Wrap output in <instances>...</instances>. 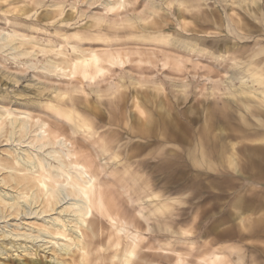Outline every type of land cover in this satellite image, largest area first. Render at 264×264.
<instances>
[{
    "label": "rangeland",
    "instance_id": "obj_1",
    "mask_svg": "<svg viewBox=\"0 0 264 264\" xmlns=\"http://www.w3.org/2000/svg\"><path fill=\"white\" fill-rule=\"evenodd\" d=\"M36 1L39 0H5L6 6L0 3V30L20 29L28 35H33L43 45L51 43L56 49L62 47L67 54L71 53L69 48L71 44L79 45L78 47L93 48L102 56L107 52H119L122 55L127 50L134 51L137 49L143 52L153 51L156 53L157 59H155L153 66L146 63L138 64L136 63L138 56L132 55L131 63H129L131 67L128 63L124 64L123 68L120 65L109 67L104 76L96 79V83L87 84L81 77L80 61H77L72 68L70 78L49 77L47 80L44 78L37 79L33 76V72L42 76L40 67L45 62V58L50 57L51 54L45 55L43 53L33 58L27 56L22 61L31 60L39 69L36 71L30 69L24 74H19L18 82L15 84L2 77L0 73V95L6 94L7 97L4 103L12 107H20L22 103V106L31 111L32 119L39 117L46 121L47 132L50 135L64 136L68 141H71L77 158L81 162L87 157L94 164L95 162L98 163L93 157L94 153L97 152L93 149L112 144L119 147L124 141H127L129 150L126 153V158H123L125 153H114V155L122 157L116 168H112L108 172L111 160L107 165H101L103 170L98 179L105 183V196L112 201L115 207L131 214L132 208L128 207L127 201H124L126 198L122 194L121 186L127 189V193L135 199L154 192L171 206L167 221L173 226L180 225L191 232L189 235H182V237L180 235V237L178 235L166 237V235L158 232L146 234V241H148L146 243L150 244L151 247L156 248L159 245L174 250L181 247L190 251L191 246L188 239L199 242L201 239H207L208 241L203 247L204 252L216 250L214 247H219L221 244H235L245 254L246 263L250 264L258 256L256 249L264 250V226H261L259 217L263 213L261 202L264 203V193L261 192V189L264 188V161L262 163L256 161L250 165L252 159L249 158V154H246L248 148L246 146L250 145L248 139L252 138L250 135L253 132L264 134V104L259 99H249L254 113L252 115L245 114L246 112H241L243 115L238 114L235 111L240 106L238 99L243 97L239 95L232 98L227 96L222 93L225 92L223 86L220 87V92L215 91L214 95L205 97V91L201 90L203 94H200L199 88L203 81L199 75L208 73V69H212L214 72L220 71L219 75L222 76L221 69L225 68V65L229 75L231 72L229 60L248 59L258 50H261V53L254 60L264 70V58H262L264 57V44L261 43V37L255 34L251 23H249L251 17L245 18L240 13H236L235 9L227 11L224 7H220L216 11L217 5L229 3V1L223 0H206L204 4L208 6L206 10L203 6L199 9L185 8L184 10L169 8L170 15L163 18L162 10L159 8H151V11L157 14L156 16L142 13L140 9L133 6L134 0H125L126 4L123 8L113 11H106L98 7L95 10L80 7L68 10L61 7L63 5L88 3L89 0H73L74 2L72 0H42V4H36ZM145 2L168 4L172 0H145ZM92 5H99V2ZM177 12L180 14L177 15ZM213 12V15H209ZM193 14L202 15L204 19L201 23L210 22L212 26L201 27L196 24L194 20L189 19ZM236 16L250 24L252 37L238 39L231 36L229 39L224 36L222 29L227 31L225 24H232L231 20L237 19ZM65 17L67 18L65 19ZM133 17H137V19H133ZM58 18L62 22H59L58 26H53L52 22ZM127 18L132 20L128 21ZM145 20L150 21V23H143ZM173 25L174 27H172ZM110 33L113 35H109ZM119 33H127V36L132 37V39L121 37L118 35ZM189 35L208 37L216 47H222V53L228 59L216 66L214 62H207L201 54L191 52L187 54V51L180 46L185 42L194 44L197 48L204 46L206 50H210V47L206 43H201L199 39L188 40L184 38ZM77 37L79 39H76ZM179 55L188 56L192 61L199 62L197 67L193 69L190 62L179 64ZM142 58L146 57L143 56ZM5 63L11 70L15 69L17 65L10 60ZM183 79L191 83L186 93H182L180 87L177 86ZM233 83L237 84V81L234 80ZM195 85L198 87L193 89ZM135 94L140 98L141 96L149 98L144 109L154 117H157L159 112L155 110L153 102H159L171 115L173 112L181 111L183 116L182 110L186 109L188 118L184 119L183 122L178 121L182 141L171 140L165 145H161L157 142V138L153 137L154 134L149 135V137L142 136L140 131L142 125L139 121L138 112L132 107V96ZM100 95L104 97V101L97 103ZM17 96L18 99H16ZM31 98H38L39 103H25L26 99ZM228 105H231L229 111L226 109ZM204 107L207 108L208 121L215 120L216 124L234 123L239 126L238 130L240 128L241 131L243 128L249 130L242 131L241 134L249 135H239L230 127L231 125L223 126L222 124V131L213 132L214 145L212 148H204L206 154L208 150L209 152L221 150L220 155L213 152V156L210 157L215 168L220 164L218 170L209 172V176L200 178L198 181L191 179L182 181L174 179L167 183L160 181L157 178L163 175L165 166L164 168H155V165L152 164L154 163L153 160L148 159V156L153 151L158 152L162 147L177 149L178 154H175L174 157L173 155L170 156L171 167L180 168L183 170L179 173L180 177L185 176L189 162L187 154L195 147V143L192 141L195 140L196 134L201 129L203 120H205L202 116L205 115ZM76 112L88 119L90 129L83 128L84 131H78L72 135L69 127L74 126ZM211 113L213 114L212 118ZM243 116L250 124L243 125ZM122 125L123 127H121ZM101 129L106 130L110 135H100ZM122 134L123 140H121ZM219 135L222 143L219 142L220 144L217 145L215 141ZM3 144L4 142L0 143V145ZM134 144L137 146L132 147ZM232 144H234V148L231 146ZM149 145L147 151H143V148ZM105 150L112 151L111 147ZM203 161H209V158L204 157ZM234 169H238V171ZM105 172H108L107 178L104 176ZM133 174H137V178L139 175L148 178L135 184L133 188L132 182L128 181V176H134ZM187 176L190 177V174L187 173ZM185 190L191 193L190 198L182 200L179 204H173L171 201L178 195L184 194ZM133 191L136 193L134 194ZM237 200H242V202L244 200L246 204L254 206L253 209L256 211L252 213L250 219H245L246 227L243 229L237 227L238 219L232 218L235 215L231 218L227 217L228 214L232 215L233 205ZM95 216L101 218L98 213H95ZM12 222L13 220L10 218L9 223ZM101 224L106 229L104 219H102ZM214 228L224 233L217 237L212 233ZM237 231H243L244 234L241 239L234 235ZM220 251L223 253L226 249L222 248ZM101 252L103 255L106 254V252ZM147 253L150 259L153 258L160 264H175L174 258L167 260L154 256L152 251ZM13 259L10 258V260ZM34 259L41 264L49 261V257L45 258L41 252ZM190 261L192 264H196L194 260L191 259ZM102 262L111 264L106 259H103Z\"/></svg>",
    "mask_w": 264,
    "mask_h": 264
},
{
    "label": "bare ground",
    "instance_id": "obj_2",
    "mask_svg": "<svg viewBox=\"0 0 264 264\" xmlns=\"http://www.w3.org/2000/svg\"><path fill=\"white\" fill-rule=\"evenodd\" d=\"M205 1L181 0L186 9H199L205 4ZM223 1L230 2V0ZM41 2L42 0L36 1V4ZM96 2L103 3V9L106 11L118 10L126 4L125 0H89L88 4L92 5ZM51 4L54 6L53 3ZM245 11L247 12L246 9ZM117 12L119 13V11ZM138 19L140 20V18ZM126 20L132 19L127 18ZM231 21L232 24H225V28L231 33V36L238 39L252 37L249 23L244 22L239 17ZM78 46L70 44L71 53L67 54L62 47L56 49L51 43L43 45L33 35H28L20 29L12 28L10 31L1 29L0 66L7 71H0V73L2 77L15 84L18 82L19 74H24L30 69L33 71L39 69L31 60L22 61V59L27 56L33 58L45 53V55H51L45 58V62L40 67L42 76L33 72V76L37 79L70 78L72 68L77 61H80L81 77L87 84H90L96 83L98 77L104 76L109 67L131 63L132 55L138 56L136 62L138 64L146 63L153 66L155 59H157V55L153 51L143 52L137 49L134 51L127 50L122 55L119 52H107L102 56L93 48ZM180 46L187 51V54L190 52L200 54L197 49L206 50L204 46L197 48L188 42ZM260 53L261 50H258L250 58L241 61L240 59L229 60L231 70L229 75L227 69L221 70L222 76L219 75L220 71L214 72L212 69H208V73L200 74L199 76L203 81L201 86L199 84L200 94H203L201 91L203 90L205 97H210L214 95L215 91L220 92V87L223 86L225 92L222 93L227 96L231 98L237 95L243 97L238 99L240 106L235 111L238 114L246 112L245 114L252 115L254 111L251 109L252 105H250L249 99H259L264 104V70L254 60ZM217 55L225 56L222 51ZM143 56L146 58L143 59ZM179 57V64L190 62L193 69L199 63L192 61L188 56L179 55ZM7 60L17 64L15 69L11 70L6 66ZM86 76L88 77L87 80H85ZM234 80L237 81V84L233 83ZM177 86L180 87L182 93H186L191 83L183 79ZM197 87L195 85L193 89ZM6 98V94L0 95V101H4ZM147 99L149 98L146 96L140 98L137 94L132 96V107L136 110H142L147 117V119L142 118L137 111L142 125L140 128L142 136L149 137V135L154 134L153 137L157 138V142L160 140H164L166 143L171 140L181 141L179 122L173 121L171 113L166 111L159 102H153L155 110L159 112L158 116L154 117L151 113L148 114L144 109V105L148 102ZM26 102L34 104L39 103V100L38 98H31L26 99ZM226 109L229 111L231 105H228ZM204 110L205 115L202 116L205 120H203L202 127L196 135L197 139L193 141L195 147L187 154L189 162L187 161L188 167L185 166V176L180 177L179 173L183 171L180 168L171 167L170 159L165 168L159 166L152 159L155 168H164L163 175L157 178L160 181L171 179L198 181L203 175L201 172L203 169L212 168L210 155L213 154L214 150L211 152L208 150L206 154L204 148H212L214 145L213 132L222 131V124L223 126L231 125L230 127L239 135L242 131H249L245 128L242 131L241 128L238 130L239 126L234 123L216 124L215 120L208 121L207 108L204 107ZM210 115L212 118L213 114ZM74 119V126L69 127L72 135L78 131H84L83 128L90 129L86 117L76 112ZM242 123L243 125L250 124L245 116L242 118ZM46 126V121L39 117L32 119L31 111L22 106V103L20 107L0 103V143L4 142L3 145H5L0 147V264H31V262L41 264L34 259L40 252L45 258L49 257V261L44 264H104L103 259L108 260L111 264H160L157 260L149 258L147 252L151 251L154 256L163 259L171 260L174 258L175 264H192L191 259L197 261V264H232L230 261L225 262L223 253L219 251L203 252V247L207 243L206 239H202L201 242L193 239L188 240L191 246V250L188 252L180 249L169 250L160 246L153 248L150 244L148 245L146 234L157 231L166 236H182L191 232L180 225L173 226L167 221L171 206L154 192L135 199L127 193V189L121 186L122 194L126 198L124 201H127L128 207L132 208V213L129 214L127 211L115 207L112 201L105 196L104 181L98 179L103 170L101 164L99 162L94 164L87 157L81 162L77 158L72 142L64 136L50 135ZM241 135L248 136L249 134L243 133ZM250 136L252 137L248 139L250 145L246 146L248 148L247 151L245 150L246 154H249V158L252 159L250 165L256 161L262 163L264 161V147H262L264 144L261 142L264 141V134L253 132ZM216 139L217 145L222 143L220 142L222 141L220 135ZM9 143L11 147L7 146ZM231 146L233 147L234 144ZM215 152L220 154L221 150ZM172 155L175 156V154H171V157ZM96 156L97 153H94V159ZM204 157L209 158V161H203ZM191 171L193 174L188 177L187 172L191 173ZM89 176L92 177V181L88 180ZM147 178L143 175H139L137 178V174H135L128 176V181L132 182L134 188L135 184ZM133 193L135 194L136 191ZM64 196L67 197V200L63 201V207H61ZM83 196L87 197L86 202H90L94 216L95 213H98L104 219L106 229L101 224L102 219L96 216L95 222H90L91 218L87 217L86 214L84 221L82 223L79 221L78 217L82 208L76 203V200ZM58 208L60 212H55L54 210ZM10 218L13 220L12 223H9ZM222 247L229 248V245ZM101 251L106 252V254L103 255ZM237 256L234 262L244 264L243 256ZM11 257L14 259L10 260Z\"/></svg>",
    "mask_w": 264,
    "mask_h": 264
},
{
    "label": "snow or ice",
    "instance_id": "obj_3",
    "mask_svg": "<svg viewBox=\"0 0 264 264\" xmlns=\"http://www.w3.org/2000/svg\"><path fill=\"white\" fill-rule=\"evenodd\" d=\"M0 3H3L4 6H6V2L5 0H0ZM135 8L140 9L142 13L146 14V15H152V16H156L157 14L151 11V8H159L162 10V18L163 17H167L170 15L169 13V8L172 9H180V10H184L185 9V4L183 2H181V0H172L171 3L168 4H164V3H154V2H150V3H146L145 0H134V5ZM63 9H68V10H74L76 7H80V8H84V9H91V10H95V8H103L104 4L101 3L99 5H90L88 3H83V4H79V5H63L61 6ZM203 7L205 8V10L207 9V5H203ZM220 7H224L227 9V11H232L233 9H235L236 13H240L241 16H245V18L251 17V19H249V23H251L252 28L255 31L256 35H259L261 37V43L264 44V0H230L229 3H224L222 5H217L216 6V11L219 10ZM247 10V12H245L244 10ZM89 14H91V12H89ZM177 15H179L180 13L177 12ZM213 13H209V15H213ZM67 17H65L66 19ZM133 19H137V17H133ZM190 20H194L196 24H199L201 27H211V23H207V24H202L201 21L204 19V17L201 16H196L195 14H193L192 16L189 17ZM53 26H58L59 24V18L56 21H53ZM143 23H150V21H143ZM174 27V25L172 26ZM222 31H224V36L231 39V33L228 31H225L222 29ZM181 35H183L182 33H180ZM109 35H113L112 33H110ZM118 35H120L121 37H126L127 39H132V37L127 36V33H119ZM185 39L188 40H192V39H199L201 41V43H206L209 47L210 50H204V49H197V51L206 59L207 62H214L216 66H219L220 62L226 61L228 59V57H225L223 55H217V53L222 51V47H216V45H214L212 43V41L210 39H208V37L206 36H200L197 37L195 35H189L184 37ZM76 39H79V37H77ZM75 51V50H74ZM95 58V57H93ZM264 58V57H262ZM11 66V65H10ZM120 67H124L123 64L120 65ZM129 67H131V64H129ZM165 67H167V65H165ZM226 68V65H225ZM225 68H222L221 70H225ZM0 71H7L6 69H4L2 66H0ZM88 77H85V80H87ZM104 101V97L102 95H100L97 99V103L103 102ZM5 101H0V103H4ZM190 102V101H189ZM177 107H179V105H177ZM137 111H139L140 116L142 118L147 119V117H145V114L142 110L137 109ZM183 112V116L181 115V111H176L173 112L172 114V120L173 121H179V122H183L184 119L188 118L187 115V111L182 110ZM134 120V117H133ZM123 127V125L121 126ZM90 131V130H89ZM100 135L102 136H106V135H110V133H108L106 130L101 129ZM124 139L123 134L121 135V140ZM159 143L161 145H165L166 141L164 140H160ZM262 144H264V141L261 142ZM5 145H0V147H4ZM7 146L11 147V144L9 143ZM137 145H132V147H136ZM111 147L112 151H106V148ZM147 147L149 146H145L143 148V151H147ZM94 151L97 152V156H96V160L102 165H107L109 163V160H111V165L108 168V172L111 171L112 168H116L119 164L120 161L122 159V157L120 155H114V153H125V157L126 158V153L129 150V146L127 144V141H124V143H122L119 147H117L115 144L112 145H104V147H97L95 149H93ZM171 154H178L177 149L172 148V147H162L160 148V150L157 151H153L149 156L148 159H153L155 160V162L159 165V166H165L169 159ZM138 155H141V153H138ZM236 171H238V169H234ZM108 172L104 173L105 178H107ZM89 181H92V177L89 176L88 177ZM94 182V181H93ZM261 192L264 193V188L261 189ZM191 193H189L187 190L184 191V194L182 195H178L175 199H173L171 202L173 204H179L182 200L186 199V198H190ZM67 200V197L64 196L62 197V201H61V207H63V201ZM87 201V197L83 196L79 199L76 200V203L81 205L82 211L79 214V221L82 223L85 219V214L87 215V217L91 218L90 222H95V216L91 207L90 202H86ZM69 203H71V201H69ZM261 208L264 209V203L261 204ZM55 212H60V209H55ZM262 215H264V213H262ZM77 235H79V233H76ZM185 235H188V233H185ZM6 243L8 241H5ZM30 250V249H29ZM256 251L258 252V256L256 259H254L251 264H264V250H260V249H256ZM31 264H35V262H31Z\"/></svg>",
    "mask_w": 264,
    "mask_h": 264
},
{
    "label": "crops",
    "instance_id": "obj_4",
    "mask_svg": "<svg viewBox=\"0 0 264 264\" xmlns=\"http://www.w3.org/2000/svg\"><path fill=\"white\" fill-rule=\"evenodd\" d=\"M197 135V134H196ZM197 139V137H195V140ZM181 141H182V137H181ZM193 142V141H192ZM214 154V153H213ZM213 154L212 155H210V156H213ZM215 154L216 155H220L219 153H217V152H215ZM212 163H213V161H212ZM212 163H211V166H212V168L211 169H203L201 172H202V174L203 175H201V178H205V177H207V176H209L210 174H209V172H213V171H215V170H218L219 168V166H220V164H218V166H217V168H215L213 165H212ZM204 170H205V172H204ZM188 174H193L192 173V171H191V173L190 172H187ZM213 177H214V175H213ZM172 180V179H171ZM171 180H164V182L165 183H167L168 181H171ZM182 181V180H181ZM263 199V198H262ZM262 201V200H261ZM240 203H243V204H240ZM261 204H262V202H261ZM254 208V206L252 207V205H248V204H246L245 203V201L243 200V202H242V200L240 201V200H237V201H235L234 202V205H233V212L231 213L232 215L230 216V214H228L227 215V217L228 218H231L232 216H234V217H232L233 219L235 218V220L236 219H238V223H237V227L239 228V229H243V228H245L246 227V220L247 219H250V217H252L251 215H252V213H254V212H256L255 211V209H253ZM263 213H264V209H263ZM260 217V222H261V226H264V215H260L259 216ZM221 219H224V217H221ZM221 219H219V220H221ZM246 219V220H245ZM218 223V222H217ZM218 228V227H217ZM156 229V228H155ZM157 232V231H156ZM155 232V233H156ZM243 232V231H242ZM241 231L239 232V231H237V232H235V236L237 237V238H242V236H243V234L244 233H242ZM159 233V232H158ZM212 233L215 235V236H219L220 237V235H222L224 232L223 231H218V229L216 230V228H214V230L212 231ZM183 235H185V234H183ZM189 235V234H188ZM171 235H167L166 237H170ZM173 236V235H172ZM182 237V236H181ZM188 240H191V239H188ZM207 240V239H206ZM201 241H202V239H201ZM208 241V240H207ZM197 242H199V241H197ZM263 243H264V241H263ZM223 245H229V248H225V247H222ZM159 246V245H158ZM225 248L226 249V251H223V255L225 256V261H230L232 264H237L236 262H234V260H236L237 259V255H242L243 256V260H244V264H247L246 263V261H245V254L241 251V249L238 247V245H235V244H228V243H225V244H221V245H219V247H214L216 250H212V251H217V249H218V251L219 252H221L220 251V249H222V248ZM162 248H164V247H162ZM165 249H169V250H174V249H171V248H166L165 247ZM178 249H180V250H183V251H186V252H188L189 250H184L183 248H181V247H179ZM236 249V250H235ZM177 250V249H176ZM211 250L210 251H208V252H212ZM204 252V251H203ZM228 254L227 256L225 255V254ZM231 255H232V257H231ZM236 257V258H235ZM192 260H194V259H192ZM195 261V260H194ZM253 261V260H252ZM251 261V262H252ZM196 262V264H197V261H195ZM251 262H250V264H251Z\"/></svg>",
    "mask_w": 264,
    "mask_h": 264
}]
</instances>
